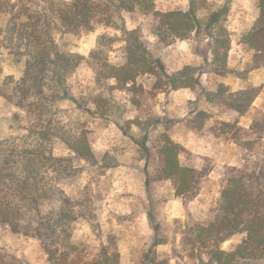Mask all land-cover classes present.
I'll return each mask as SVG.
<instances>
[{
	"label": "trees",
	"instance_id": "1",
	"mask_svg": "<svg viewBox=\"0 0 264 264\" xmlns=\"http://www.w3.org/2000/svg\"><path fill=\"white\" fill-rule=\"evenodd\" d=\"M155 4L156 0H16L14 3L0 0V15L8 16L6 27L0 31L3 46L15 63L23 65L21 78L18 81L6 78L0 86V95L27 117V133L19 141L0 138V225L8 226L14 234L38 240L49 264H121L116 246L74 241L82 221L89 222L96 232L97 216L87 189L78 186L82 168L71 157L55 156L52 144L59 140L80 161L90 164L98 161L86 127L60 108L63 101L70 100L69 77L83 62L95 68L100 92L91 95L88 101L102 119L121 118L124 114L126 107L112 96L116 90L127 91L133 96L132 105L141 106L140 98L145 91L137 80L142 75L155 77L156 90H194L198 84L197 69L192 66L170 72L163 61L154 59L140 27L119 29L121 37L102 36L88 58L62 49L58 37L90 31L96 20L114 25L115 16L123 14L150 19L151 35L164 42L170 37L186 41L198 29L199 20L193 8L161 12ZM257 9V19L237 41L247 53L253 54L252 65L242 72L229 68L231 41L221 34V27L216 30L211 48L212 72L216 75L246 80L248 74L264 68V0L258 1ZM215 20L210 25H215ZM114 42L121 44L119 63H113L109 56ZM105 93L110 96L106 97ZM259 94L257 87L233 91L222 83L205 90L208 103L227 110L233 117V121L224 123L223 131L217 136L225 135L227 140L251 151L255 144L253 136H264V122L256 120L249 129L239 123ZM14 119L21 124L19 114ZM124 123L125 134L135 140L131 127L135 124L140 127L141 121ZM190 128L195 129L194 125ZM154 150L159 179L174 181L176 197L187 208L202 189L200 172L181 164L179 145L166 134L154 145ZM224 178L217 207L210 211L207 220L197 221L188 213L185 238L194 251L208 252L210 264H264V165H254L247 156L242 166H227ZM237 236L243 239L233 251L221 248ZM164 244L167 241L157 237L152 247ZM150 262L167 264L158 262L155 256ZM0 264H19V260L0 251Z\"/></svg>",
	"mask_w": 264,
	"mask_h": 264
},
{
	"label": "rangeland",
	"instance_id": "2",
	"mask_svg": "<svg viewBox=\"0 0 264 264\" xmlns=\"http://www.w3.org/2000/svg\"><path fill=\"white\" fill-rule=\"evenodd\" d=\"M10 1L14 3L16 0ZM258 1L156 0V9L161 12L195 10L199 26L186 41L170 37L164 42L155 38L149 31L150 19L128 14L116 15L111 26L106 20H96L90 31L58 37L62 49L88 58L102 36L121 37L119 29L140 27L149 54L154 59L163 61L170 72L190 65L197 69L198 81L194 90H156L155 77L142 75L137 80L145 91L140 98L141 106L136 108L132 105L133 96L127 91L116 90L112 96L126 107L124 114L121 118L102 119L88 101L91 95L100 92L96 85L95 68L83 62L69 77L70 100L63 101L60 108L68 111L73 121L86 127L98 161L95 164L80 161L59 140H54L52 144L55 156L71 157L74 164L82 168L78 186L87 189L97 216L96 232L89 222L82 221L77 226L75 242L116 246L121 254V264H151L154 256L158 262L165 261L167 264H210L208 252L194 251L185 238L188 213L200 222L208 219L210 211L217 207L224 188L227 166L240 167L247 156L253 159L254 165H264V136H253L255 144L251 151L227 140L225 135L217 136L219 131H223L224 123L233 121V117L227 110L208 103L204 97L205 90L215 83L225 84L233 91L257 87L260 89L259 97L240 120L239 126L249 129L256 120L264 122V68L251 72L246 80L232 75H216L212 72L213 37L217 35L216 30L222 27L221 34L231 41L229 68L245 71L252 65L253 54L247 53L237 41L257 19ZM213 18L216 20L212 26ZM7 21L8 16L1 14L0 31L6 27ZM1 37L0 86L8 77L18 81L23 71V65L14 62ZM120 45L118 42L111 44L109 56L113 63L121 62ZM104 95L110 96L109 93ZM16 114L20 115L21 124L14 119ZM26 119L22 110L0 95L1 139L15 138L19 141L27 133ZM134 119L142 123L140 127L136 124L131 127L135 140L122 128L125 120ZM190 125H194L195 129H191ZM163 134L179 145L181 164L197 169L202 177L200 194L187 208L176 197L174 181L158 177L154 145ZM109 163L114 166H106ZM157 237L165 239L167 244L153 248ZM242 239V236L234 237L221 248L231 252ZM0 251L16 257L19 264H49L38 240L14 234L8 226L0 225Z\"/></svg>",
	"mask_w": 264,
	"mask_h": 264
}]
</instances>
